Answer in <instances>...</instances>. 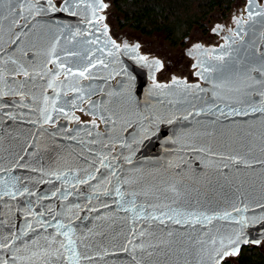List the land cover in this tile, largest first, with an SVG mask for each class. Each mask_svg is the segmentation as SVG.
Wrapping results in <instances>:
<instances>
[{
    "label": "water",
    "instance_id": "1",
    "mask_svg": "<svg viewBox=\"0 0 264 264\" xmlns=\"http://www.w3.org/2000/svg\"><path fill=\"white\" fill-rule=\"evenodd\" d=\"M23 2V13L15 15L18 25L12 23L14 14L0 8V167L10 169L8 175L0 173V178L19 177L34 195L0 198V243L6 242L3 238L9 229L19 237L8 250L0 249V260L13 264L15 253L24 259H16L14 264H38L31 257L36 251L31 241L54 234V228L42 231L36 221L46 219L54 224L53 217L65 225L63 231L71 220V238L76 243L69 248L79 254L77 264H222L229 256H223L229 249L228 239H235L237 232L241 234L238 253L244 245L264 238V95H258L264 92V85L254 82L260 80L254 71L248 73L253 79L237 75L239 70L261 64L264 11L256 0L251 2L254 19L247 34L232 46L219 72L206 74L212 79L208 91L155 96L148 91L145 74L125 53L106 54L105 47L93 46L84 35L98 18L97 0H67L61 10L54 0ZM19 3L12 0L13 7ZM29 3L35 5L38 15L20 21L29 15ZM66 52L78 55L66 56ZM53 56L57 61L49 63ZM97 60L103 63L97 64ZM89 62L94 67L84 77L69 76L57 67L63 63L66 68L83 69ZM21 66L29 71L36 91L23 89L18 79L23 74ZM63 73L61 79L55 78ZM70 92L77 94L73 103ZM18 96L28 98L19 100ZM90 98L103 122L109 121L95 144L92 136L78 128L67 129L70 113ZM194 108L203 111L196 114ZM229 108L238 114L230 113ZM107 142L117 145V150L113 152ZM201 148L205 151H199ZM230 155H239L244 162L230 161ZM101 159L112 165L115 174L100 165ZM85 160L95 162L88 169L93 179L79 184L87 179L79 171L87 167ZM13 163L27 167L12 168ZM41 165L45 172L32 171ZM173 184L178 193L169 190ZM117 185L120 196L116 195ZM19 187L9 183L5 189L0 181V196ZM69 192L72 195L65 199ZM29 199L31 215L27 216L20 211L25 207L21 200ZM173 200L183 204L197 200L199 204L183 207L171 204ZM49 209L52 215L47 214ZM170 209L179 214L173 215ZM160 212L173 219H164ZM188 212L197 219L190 220ZM204 216L211 219L205 221ZM240 216L247 218L243 226L237 223ZM177 219L182 222L176 224ZM28 224L35 232L28 230ZM65 255L70 257V252Z\"/></svg>",
    "mask_w": 264,
    "mask_h": 264
},
{
    "label": "rangeland",
    "instance_id": "2",
    "mask_svg": "<svg viewBox=\"0 0 264 264\" xmlns=\"http://www.w3.org/2000/svg\"><path fill=\"white\" fill-rule=\"evenodd\" d=\"M54 1L61 10L67 0ZM97 1L98 18L93 25L84 30V35L93 46L105 47L106 54L125 53L127 59L145 74V84L154 96L172 91L186 93L200 89L208 91L211 88L212 79L206 74L219 72V68L226 64L232 46L241 42L248 32V24L254 19L249 0H234L229 11L225 12L216 8L210 13L208 20L205 21L206 30L195 25L181 42L172 44L162 34L145 35L130 26H123L122 16L115 9L113 0ZM256 1L264 11V0ZM37 15L38 11L35 14H29L26 18L31 19ZM24 20L25 16H22L20 21ZM206 68L210 71H205ZM64 76V73L58 74L55 78L61 79ZM41 77L46 79V76L40 75ZM18 79L22 81L25 91L31 93L37 90L31 75L25 77L24 74H19ZM174 79L177 83H174ZM156 84L167 85V87L157 89L154 88ZM47 91L50 92L49 89ZM68 96L70 103L77 98L74 92L68 93ZM17 98L25 100L28 96ZM61 122H65V119ZM67 124L69 131L78 128V131L92 136L94 141L99 136L97 133L101 135L106 132L105 123L97 114L92 98L70 113ZM55 126H58V123ZM106 145L111 146L113 152L118 148L117 145L108 142ZM258 244L264 246V238Z\"/></svg>",
    "mask_w": 264,
    "mask_h": 264
},
{
    "label": "snow or ice",
    "instance_id": "3",
    "mask_svg": "<svg viewBox=\"0 0 264 264\" xmlns=\"http://www.w3.org/2000/svg\"><path fill=\"white\" fill-rule=\"evenodd\" d=\"M249 3H251V0H249ZM49 6L51 7V5H49ZM102 6L106 7L105 5H102ZM4 7H6L7 11L10 14H14V18L12 20V23L14 25H18L19 24V20L15 19V15H21L23 13L24 7H25L23 0H20V3L18 4V7H13L12 0H0V8H4ZM52 10L54 11L55 8L53 7ZM64 10H67V9L65 8ZM36 11H38V9H36L35 5L29 3V14L30 15L35 14ZM25 19H27V18H25ZM101 19H102V17H101ZM89 23H91V21H89ZM97 31H99V29H97ZM65 55L66 56H74V55H78V54L77 53L66 52ZM87 55L91 56L92 53L88 52ZM57 59L58 58L53 56L52 60H50L49 63H52L53 61H57ZM260 61H261V64H260L259 68L250 69V70L249 69H242V70L237 71V75L243 76L244 79H253V77L250 76L248 73L250 71H254L256 73V75L260 77V80L254 81V82L257 83V84L264 85V52H262L261 55H260ZM96 63L100 64V63H103V61L97 60ZM57 67L59 69H64L66 74L69 75V76L73 75V73H76L79 76L84 77L85 73H87L90 68H93L94 65L91 62H89L87 64V67H84L83 69H81V68L72 69V68H66L65 64H63V63H58ZM20 70L23 71V74H24L25 77H29L30 73H29V71L26 68L21 66ZM204 70L205 71H210V69H207V68L204 69ZM45 71L47 72L48 70L45 69ZM229 71H233V70H229ZM15 74H16V70H13L12 71V75H15ZM197 74H200V73H197ZM41 79H43V77H41ZM174 83H177V81H175V79H174ZM117 86L119 87V84ZM49 87H52L51 81H49ZM166 87H167V85H161V84L154 85V88H157V89H163V88H166ZM249 87H251V86H249ZM73 91L74 92H78L79 89H73ZM14 95H23V93H14ZM258 95H264V92L258 93ZM45 99H47V97H45ZM80 99H83V97H80ZM214 107H215V105H214ZM252 110L255 111L256 109L253 108ZM262 110H264V109H262ZM59 111L61 113H63L64 109L61 108ZM202 111L203 110H199L198 111L195 108L193 109V112H195L196 114H200V112H202ZM228 111L230 113H232V114H238L232 108H229ZM192 115H193V113H188V116H192ZM220 115L223 116L224 113L221 111ZM45 122H47V120H45ZM104 123L108 124L109 121L105 120ZM93 126H95L94 122H93ZM97 135H100V133H97ZM204 135H210V134L209 133H204ZM91 143L95 144L96 141H92ZM101 147H105V146L103 144H101ZM22 150L27 152V149H22ZM199 151H205V149L201 148V149H199ZM210 154L215 155V153H210ZM21 159H22V157H21ZM105 159H107V158H105ZM228 159L230 161H235L237 163H243L244 162L243 157H241L239 155H230L228 157ZM84 163L87 165V167L84 168V169H79V171H83L87 175V179L79 180L78 181L79 184H88V181L93 179V176L91 175V173L89 172L88 169L89 168H94L95 167V162H93L92 164H88V162L85 160ZM99 163H100V165L102 167L108 168L109 172L115 174V169L110 164L106 165L104 163V159H101L99 161ZM129 163H131V161H129ZM16 167H27V165L13 163L12 164V168H16ZM224 167L227 168L228 165H224ZM9 171H10V169L0 167V173H4L5 175H8ZM32 171L33 172H45L46 170L41 165V166H38L36 168H33ZM68 171H72V169H68ZM48 174L56 175L57 173L56 172H49ZM29 179H31V178L30 177H25L26 181L29 180ZM0 181L3 182L5 189L8 188L9 183H11L13 185H16V184L20 185V187L16 188V190L14 192L13 191H7V190L3 191L2 192V196H0V198H5V199L12 200V199H15L16 197H24L25 195H27L28 197H32L34 195V193H32L29 190V188L26 187L24 185V183L20 181L19 177L10 176L9 180H2V178H0ZM43 182H44L43 180H39L38 181V183H43ZM125 182H127V181H125ZM20 188H23V191H20ZM169 190L171 192H173V193H178V188L176 187L175 184L170 185L169 186ZM59 191H60V189H57V192H59ZM52 195L55 196L56 192H53ZM70 195H72L71 192L67 193V195L64 198L66 199L67 196H70ZM116 195L117 196L122 195V193L119 191V185H117ZM132 195L135 197L136 193L134 192V193H132ZM21 203L25 204V207L21 208L20 211L24 212L27 216H30L31 215V211H30L29 205H31V203H32L31 199H29L26 202L21 200ZM170 203L171 204H176L178 206H183V207H191L193 204L198 205L199 201L192 200L189 203L183 204L179 200H173V201H170ZM102 206L103 207H107V205H102ZM149 207L155 208L156 206L150 204ZM165 207H167V205H165ZM170 210L173 211V215H178L179 214L174 209H170ZM46 211H47L48 215H52V212H51L50 209L46 210ZM141 211L143 212V208L141 209ZM233 211L234 212H239V209L234 208ZM186 214L188 215L190 220L197 219V217L194 216L193 213H191V212H188ZM40 215L43 216L44 213H40ZM159 215L161 217H163L164 219H166V220L173 219V216H169L165 212H160ZM224 216H226V217L229 216V213L225 212ZM153 219H156V218L153 217ZM210 219H211V217L204 216V220L205 221H209ZM53 220H54V224L49 223V221L46 220V219L42 223L40 221H36L37 228H39L42 231H44V230H46V228L52 227V228H54V234L39 236V237H36L35 239H33L31 241V244H32V247L36 249V251H32L31 252V257H35L36 260L38 261V264H64V262H69V264H77V261H78V258H79V254L75 251L74 248H71V249L69 248V246L75 245V243H76V241L71 238L72 235H73V231H74L72 226H71V220H69L67 231H63V229L65 228V225L62 224L60 222V220L56 219L55 217H53ZM181 222L182 221L179 220V219L175 220L176 224H180ZM246 222H247V218L246 217L240 216V217L237 218V223L240 224L241 226H243ZM28 230L32 231V232H35V230L32 228L31 224H28ZM22 231H24V230H22ZM140 235L143 236L144 233L141 232ZM168 235L170 236L171 233L169 232ZM240 235L241 234L239 232H237L235 234V239H232V238L228 239L229 249L223 252V256H227V255H230V254L234 255L236 253V251H238V248L236 247V245L240 242ZM58 236L59 237H64L66 239H59ZM3 239L6 242L0 243V249L8 250L9 245H11L13 243V240H19V237L16 236V234L14 232H12L11 229H9V235L5 236ZM81 239H83V237H81ZM41 241H43V244H41ZM253 242L254 243H260L259 240H255ZM161 243H163V241H161ZM24 250L25 251H29V249L27 247H25ZM123 250L127 251L126 248L123 249ZM15 251L19 252L20 250L16 249ZM66 252H70V257L68 255H65ZM149 255H150V253H149ZM82 258L85 259V260L90 259V257H87V256H83ZM16 259H24V257H19V256L15 255V253H14V255H13V264H14V261ZM133 259H135V258H133ZM0 264H9V262H8L7 259H3V260H0Z\"/></svg>",
    "mask_w": 264,
    "mask_h": 264
},
{
    "label": "trees",
    "instance_id": "4",
    "mask_svg": "<svg viewBox=\"0 0 264 264\" xmlns=\"http://www.w3.org/2000/svg\"><path fill=\"white\" fill-rule=\"evenodd\" d=\"M234 0H113L123 26L145 35L162 34L178 44L197 25L206 30L205 21L216 8L227 12ZM222 264H264V246L249 243Z\"/></svg>",
    "mask_w": 264,
    "mask_h": 264
}]
</instances>
